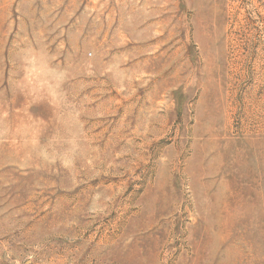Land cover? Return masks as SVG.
Returning <instances> with one entry per match:
<instances>
[{"label": "rangeland", "instance_id": "obj_1", "mask_svg": "<svg viewBox=\"0 0 264 264\" xmlns=\"http://www.w3.org/2000/svg\"><path fill=\"white\" fill-rule=\"evenodd\" d=\"M0 264H264V0H0Z\"/></svg>", "mask_w": 264, "mask_h": 264}, {"label": "clouds", "instance_id": "obj_2", "mask_svg": "<svg viewBox=\"0 0 264 264\" xmlns=\"http://www.w3.org/2000/svg\"><path fill=\"white\" fill-rule=\"evenodd\" d=\"M29 79H31V75L29 76Z\"/></svg>", "mask_w": 264, "mask_h": 264}]
</instances>
